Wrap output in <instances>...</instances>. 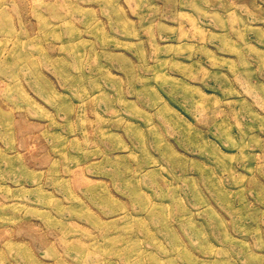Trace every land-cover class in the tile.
I'll return each mask as SVG.
<instances>
[{
    "label": "rangeland",
    "instance_id": "rangeland-1",
    "mask_svg": "<svg viewBox=\"0 0 264 264\" xmlns=\"http://www.w3.org/2000/svg\"><path fill=\"white\" fill-rule=\"evenodd\" d=\"M0 264H264V0H0Z\"/></svg>",
    "mask_w": 264,
    "mask_h": 264
}]
</instances>
